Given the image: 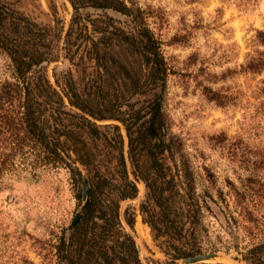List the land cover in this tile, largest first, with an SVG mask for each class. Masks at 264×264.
I'll return each instance as SVG.
<instances>
[{
    "label": "trees",
    "instance_id": "trees-1",
    "mask_svg": "<svg viewBox=\"0 0 264 264\" xmlns=\"http://www.w3.org/2000/svg\"><path fill=\"white\" fill-rule=\"evenodd\" d=\"M66 1L71 16L61 48L71 61V30L89 22L98 35L92 38L80 30L78 35L88 39L85 51L100 70V81L110 86L108 94L101 85L97 91L78 88L70 75L63 84L54 81L52 86L40 67L54 61L53 41L60 37L51 26L37 24L0 3V50L10 62V77L0 81V187L8 176L37 178L46 170L64 169L76 200L65 224L47 226L45 236L34 240L39 264H142L132 235L133 213L119 209L121 201L136 196L135 181L145 190L138 205L141 221L158 240L167 264L218 252L232 253L233 259L245 264H264V152H252L249 174L237 176L236 182L224 176L223 187L214 170L202 165L204 185L197 189L189 159L179 138L168 131L161 109L166 80L176 73L164 55V40L148 27L132 0ZM87 8L131 15L134 30L110 24L109 17L103 25L96 24L100 19H90ZM256 40L264 47V32L256 31ZM230 73L264 76V50H255L217 77ZM216 75L206 73L199 89L206 100L222 107L229 98L210 86ZM259 82L264 93V78ZM102 91L110 94V103ZM147 91L152 97L139 106L131 101ZM90 118L122 126L125 155L118 126H107L112 130L107 135ZM99 140L106 148L102 154ZM103 159H113V166L102 170ZM0 264L33 262L0 235Z\"/></svg>",
    "mask_w": 264,
    "mask_h": 264
},
{
    "label": "rangeland",
    "instance_id": "rangeland-1",
    "mask_svg": "<svg viewBox=\"0 0 264 264\" xmlns=\"http://www.w3.org/2000/svg\"><path fill=\"white\" fill-rule=\"evenodd\" d=\"M132 2L133 7L142 11L148 27L164 40V55L176 71L166 80L161 94V109L168 123V131L179 138L182 150L189 159L197 189L204 185L202 165L214 170L217 184L221 187L224 176L236 182L237 176L249 174L250 163L247 160L252 159V152H264V93L260 90L263 85L259 82L264 76L249 73H230L226 78L217 76L224 69H232L242 63L248 55H254L255 50H264L256 40V31L264 32V0ZM0 3L37 24L51 26L60 37L58 41H53L54 61L43 63L40 67L52 86L55 87L54 81L63 84L68 75L78 88L97 91L98 85L104 86L98 77L100 70L85 51L89 46L88 39L78 35L79 30L80 34L92 38L98 35L91 30L89 22L85 27L76 26L71 30L69 40L73 43L70 50H74L71 61L61 48L71 16V8L66 0H0ZM84 11L82 13L85 14ZM86 13L90 19H100L95 21L96 24L103 25L105 18L109 17L110 24L126 31L134 30L131 15L92 8H87ZM9 64V59L0 50V81L10 77ZM206 73L217 74L214 76L216 82L210 86L227 94L229 99L226 105L215 106L201 95L199 84L205 82L203 78ZM103 89L109 90L107 94L111 90L109 85ZM106 93L102 91L103 99L108 104L112 97ZM151 97L152 91H147L134 95L131 101L139 106ZM90 120L101 133L107 135L112 134L107 126L116 124L123 137L125 155L122 126L110 119ZM83 138L91 145L86 136ZM97 146L99 154L105 152L102 141H97ZM101 164L102 170L106 166L111 168L114 160L103 159ZM135 185L136 196L121 201L119 209L122 212L127 208L133 213L132 235L139 259L142 264H167L168 257L158 247V240L152 238V232L141 221L138 205L144 198L145 190L141 182L135 181ZM75 204L64 169L46 170L37 178L15 179L8 176L0 187V235L6 236L15 252L26 255L33 264H39L34 240L45 236L47 226L65 224ZM210 234L211 240L215 241L213 234ZM215 244L221 247L217 241ZM206 261L245 264L242 260L233 259L232 253L224 252L208 256ZM175 262L183 263L182 260Z\"/></svg>",
    "mask_w": 264,
    "mask_h": 264
},
{
    "label": "water",
    "instance_id": "water-1",
    "mask_svg": "<svg viewBox=\"0 0 264 264\" xmlns=\"http://www.w3.org/2000/svg\"><path fill=\"white\" fill-rule=\"evenodd\" d=\"M93 9H97V8H93ZM97 10H99V9H97ZM207 257H208V256H206V257H202V256L198 255V256H195V257L190 258V259L182 260V261H183L182 264H184V263H189V262H195V261H205V260L207 259Z\"/></svg>",
    "mask_w": 264,
    "mask_h": 264
}]
</instances>
